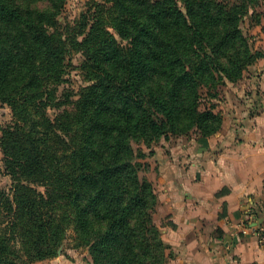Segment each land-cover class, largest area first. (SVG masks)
Returning a JSON list of instances; mask_svg holds the SVG:
<instances>
[{"label": "trees", "instance_id": "trees-1", "mask_svg": "<svg viewBox=\"0 0 264 264\" xmlns=\"http://www.w3.org/2000/svg\"><path fill=\"white\" fill-rule=\"evenodd\" d=\"M104 1L62 25L66 0H0V102L15 118L0 136V264L56 255L69 229L95 264H167L134 144L216 133L207 98L262 55L244 23L264 0ZM73 49L86 83L69 110L74 94L58 91Z\"/></svg>", "mask_w": 264, "mask_h": 264}, {"label": "crops", "instance_id": "crops-1", "mask_svg": "<svg viewBox=\"0 0 264 264\" xmlns=\"http://www.w3.org/2000/svg\"><path fill=\"white\" fill-rule=\"evenodd\" d=\"M248 31L262 55L250 66L259 77L245 83L251 97L244 108L236 100L216 133L179 138L148 159L167 264H264V247L250 229L264 230V15Z\"/></svg>", "mask_w": 264, "mask_h": 264}, {"label": "rangeland", "instance_id": "rangeland-1", "mask_svg": "<svg viewBox=\"0 0 264 264\" xmlns=\"http://www.w3.org/2000/svg\"><path fill=\"white\" fill-rule=\"evenodd\" d=\"M96 2L105 3L104 0H66L65 7L62 13L58 16L59 22L62 23V25L64 23L73 25L74 23L79 22L83 14L89 15V17L91 18L92 14L94 13ZM262 4H264V1L262 2ZM257 9L258 11L261 12V17H262L264 15V10L261 9L260 7H258ZM261 17H260V21H261ZM251 24H255V23L252 22L251 17H247L244 23V29L248 31V26ZM248 33L250 34L249 31ZM253 43H254V49L261 53V50L259 48H256L255 46L256 45L255 39ZM82 58L83 57L81 53L79 51H76L75 49H73L69 53L68 59L66 61L67 67L65 74V82H63L59 86V91H58L59 93H61L63 90L70 89V91H72V93L74 94L72 97L74 99L72 101V104L66 106L67 109L69 110L73 109V105L75 101L78 99V92L80 88L86 83L84 76L79 69ZM254 62L252 64H254ZM252 64L248 65L244 69L240 79H238L235 82L220 83L217 86V90H216L217 95L215 97L207 98V101L213 103L215 110L219 112L221 115H223V113L225 112H229V110L232 109L231 105L236 103V100L240 101V104L238 106H240L243 109L245 106L244 100L249 99V97H251L250 90L248 86H245V83L247 84L250 81L251 82L256 81V83H258L257 81L259 77L258 70L255 69V67L250 68ZM252 75L253 78L251 77ZM49 111H50L49 114L53 115V111L55 110L49 109ZM14 120L15 118L11 106L8 103L0 102V136L2 134L3 128L11 124ZM198 137L201 136L196 132H189L187 134H180V135L169 134L168 137L161 136L158 139L153 140L149 144H141V143L134 144V147H140V149L145 153L144 157L139 159L140 163L142 164V167L139 171V176L149 181L152 184L153 189L155 191L153 180H151L149 178V175L147 174V168L149 165L148 159L153 158L156 152L164 148L166 145L168 147L177 145V141L179 138H181V140L183 141H188L193 139L196 140ZM11 187H12V177L9 174V171L6 167L4 153L0 146V191H4L7 195H10ZM155 209L156 207L154 208V212ZM154 212H153V217H154ZM166 253L168 255L167 258L169 260L170 253L167 252V250ZM30 264H95V263L92 260L88 245H86V243L78 241L74 234V231L72 229H69L65 239L63 240L62 244L59 246L58 253L56 255L51 257H46L43 259L34 260Z\"/></svg>", "mask_w": 264, "mask_h": 264}, {"label": "built area", "instance_id": "built-area-1", "mask_svg": "<svg viewBox=\"0 0 264 264\" xmlns=\"http://www.w3.org/2000/svg\"><path fill=\"white\" fill-rule=\"evenodd\" d=\"M248 221L249 219L243 223L245 227H249ZM250 229L253 231L254 235L257 237L259 243L264 247V230L257 224L251 225Z\"/></svg>", "mask_w": 264, "mask_h": 264}, {"label": "water", "instance_id": "water-1", "mask_svg": "<svg viewBox=\"0 0 264 264\" xmlns=\"http://www.w3.org/2000/svg\"><path fill=\"white\" fill-rule=\"evenodd\" d=\"M59 252H60V249H59Z\"/></svg>", "mask_w": 264, "mask_h": 264}]
</instances>
